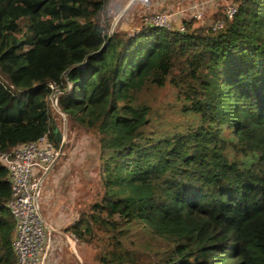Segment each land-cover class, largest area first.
I'll return each mask as SVG.
<instances>
[{"label":"trees","instance_id":"trees-1","mask_svg":"<svg viewBox=\"0 0 264 264\" xmlns=\"http://www.w3.org/2000/svg\"><path fill=\"white\" fill-rule=\"evenodd\" d=\"M110 3L0 0V153L61 147L54 109L93 136L95 201L65 232H101V264H264V0H231L219 29L133 34ZM165 87L184 121L154 134L140 96ZM10 196L0 162V264H17Z\"/></svg>","mask_w":264,"mask_h":264},{"label":"rangeland","instance_id":"rangeland-1","mask_svg":"<svg viewBox=\"0 0 264 264\" xmlns=\"http://www.w3.org/2000/svg\"><path fill=\"white\" fill-rule=\"evenodd\" d=\"M230 4L231 0H111L107 16L112 24L111 29L128 34L137 32L143 25L147 26V19L154 14L167 16L169 30H178L188 22H192L194 27L201 28L210 27L216 20L221 19L225 8ZM196 12L201 14V19L192 17ZM140 97L152 106L148 131L154 134L172 133L178 124H183L184 120L179 113L180 105L175 100L176 95L171 88L144 91ZM52 119L64 141H67L70 146L61 156L59 163L70 158L68 164L70 167H67L65 171L68 172V176L71 174L73 207L66 212V215L73 220L72 224L82 214L84 215L95 201L98 147L91 134L82 130L70 132L66 116L61 112L54 109ZM59 163L58 167H60ZM51 207L46 206L45 211L49 213ZM41 212L43 214V209ZM44 218L50 229L59 230L45 216ZM60 228L62 230V227ZM96 232V240L91 244L71 233H68V241L66 237L63 239V236L61 241L53 244V234L56 236L61 234L58 231L51 232V247L48 251L50 260L47 264H101L98 259L105 252L103 241L105 236L101 232ZM74 239L77 240L75 245L72 244ZM144 260L147 261V259Z\"/></svg>","mask_w":264,"mask_h":264},{"label":"built area","instance_id":"built-area-1","mask_svg":"<svg viewBox=\"0 0 264 264\" xmlns=\"http://www.w3.org/2000/svg\"><path fill=\"white\" fill-rule=\"evenodd\" d=\"M235 12L236 6L230 4L223 14L231 18ZM192 17L199 20L201 14L196 12ZM146 24L169 30V22L164 14L151 15ZM221 26V22H216L212 24V29H219ZM183 30V27L178 29L180 32ZM53 104L55 105V100ZM61 155L60 147L55 148L47 135L36 142L20 144L9 153H0V162L8 172L11 188L7 208L15 222L12 247L17 264H46L51 247V229L41 212L40 193L42 182ZM74 240L73 245L77 242Z\"/></svg>","mask_w":264,"mask_h":264},{"label":"crops","instance_id":"crops-1","mask_svg":"<svg viewBox=\"0 0 264 264\" xmlns=\"http://www.w3.org/2000/svg\"><path fill=\"white\" fill-rule=\"evenodd\" d=\"M59 163V161H58ZM58 163L55 165L53 170L50 174L44 179L41 186V193H40V207L43 209V215L46 217L47 220H50L51 224L55 227H58L59 230L51 229V232L58 231L60 236L57 234H53V244L57 241H61L60 239L65 238L68 241V232H65V229L71 224L73 221L71 218H68L66 212L68 210H72L73 203L71 197V190L73 187L71 174L68 176V172L65 170L67 167H70L68 164L70 163V158L68 157L66 160L61 162L58 167ZM58 167V169H57ZM57 169V170H54ZM54 204V205H53ZM52 206L50 208V214L45 211L46 206ZM71 206V207H69ZM62 227V230L61 228ZM59 237V238H58ZM51 240V239H50ZM71 246V243H70ZM51 254V253H50ZM50 257L48 256L46 264Z\"/></svg>","mask_w":264,"mask_h":264},{"label":"water","instance_id":"water-1","mask_svg":"<svg viewBox=\"0 0 264 264\" xmlns=\"http://www.w3.org/2000/svg\"><path fill=\"white\" fill-rule=\"evenodd\" d=\"M63 141L61 142V147H60V150H61V152H62V148H63Z\"/></svg>","mask_w":264,"mask_h":264}]
</instances>
